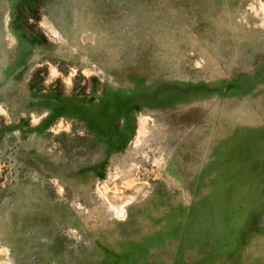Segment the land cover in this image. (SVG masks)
<instances>
[{
  "label": "rangeland",
  "instance_id": "1",
  "mask_svg": "<svg viewBox=\"0 0 264 264\" xmlns=\"http://www.w3.org/2000/svg\"><path fill=\"white\" fill-rule=\"evenodd\" d=\"M0 264H264V0H0Z\"/></svg>",
  "mask_w": 264,
  "mask_h": 264
},
{
  "label": "trees",
  "instance_id": "2",
  "mask_svg": "<svg viewBox=\"0 0 264 264\" xmlns=\"http://www.w3.org/2000/svg\"><path fill=\"white\" fill-rule=\"evenodd\" d=\"M42 41H46V38H45L44 36H42ZM42 41H41V42H42Z\"/></svg>",
  "mask_w": 264,
  "mask_h": 264
}]
</instances>
